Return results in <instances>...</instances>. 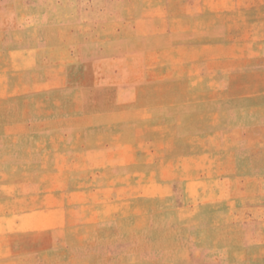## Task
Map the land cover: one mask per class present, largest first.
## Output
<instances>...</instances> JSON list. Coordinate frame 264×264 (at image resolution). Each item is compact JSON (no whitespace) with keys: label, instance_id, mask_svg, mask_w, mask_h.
I'll return each instance as SVG.
<instances>
[{"label":"rangeland","instance_id":"374dc122","mask_svg":"<svg viewBox=\"0 0 264 264\" xmlns=\"http://www.w3.org/2000/svg\"><path fill=\"white\" fill-rule=\"evenodd\" d=\"M0 264H264V0H0Z\"/></svg>","mask_w":264,"mask_h":264}]
</instances>
